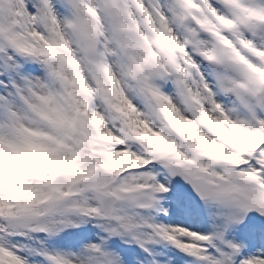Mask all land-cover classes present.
<instances>
[{
    "label": "snow or ice",
    "instance_id": "obj_1",
    "mask_svg": "<svg viewBox=\"0 0 264 264\" xmlns=\"http://www.w3.org/2000/svg\"><path fill=\"white\" fill-rule=\"evenodd\" d=\"M0 264H264V0H0Z\"/></svg>",
    "mask_w": 264,
    "mask_h": 264
}]
</instances>
